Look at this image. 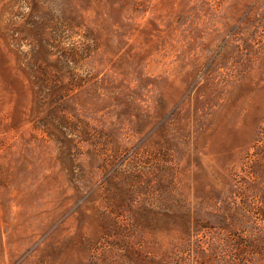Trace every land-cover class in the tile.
I'll return each mask as SVG.
<instances>
[{"label": "rangeland", "instance_id": "obj_1", "mask_svg": "<svg viewBox=\"0 0 264 264\" xmlns=\"http://www.w3.org/2000/svg\"><path fill=\"white\" fill-rule=\"evenodd\" d=\"M0 264H264V0H0Z\"/></svg>", "mask_w": 264, "mask_h": 264}, {"label": "bare ground", "instance_id": "obj_2", "mask_svg": "<svg viewBox=\"0 0 264 264\" xmlns=\"http://www.w3.org/2000/svg\"><path fill=\"white\" fill-rule=\"evenodd\" d=\"M14 229H15V228H14ZM18 236H19V235H18ZM13 239H14V238H13ZM6 247H7V246H6ZM8 248H9V247H8ZM6 249H7V248H6ZM5 251H6V250H5ZM7 252H9L8 249H7ZM7 252H6V253H7Z\"/></svg>", "mask_w": 264, "mask_h": 264}]
</instances>
